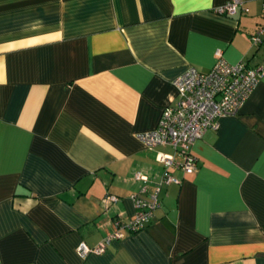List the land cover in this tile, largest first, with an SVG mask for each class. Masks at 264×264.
<instances>
[{
  "label": "crops",
  "instance_id": "obj_1",
  "mask_svg": "<svg viewBox=\"0 0 264 264\" xmlns=\"http://www.w3.org/2000/svg\"><path fill=\"white\" fill-rule=\"evenodd\" d=\"M0 0V264H264V69L235 114L170 169L149 221L94 247L133 215L130 195L158 179L139 132L173 105L171 80L263 62L261 0ZM115 196L107 200L106 196Z\"/></svg>",
  "mask_w": 264,
  "mask_h": 264
},
{
  "label": "built area",
  "instance_id": "obj_2",
  "mask_svg": "<svg viewBox=\"0 0 264 264\" xmlns=\"http://www.w3.org/2000/svg\"><path fill=\"white\" fill-rule=\"evenodd\" d=\"M240 2L241 0H227L215 8L214 12L233 14ZM260 10L261 22L249 36L253 46H258L264 36V0H261ZM214 57L212 65L206 71L186 67L173 77L171 84L176 90L177 100L173 105H166L161 109L154 128L135 135L145 147L164 144L173 149V154H157L162 171L158 179L152 181V187L148 192L145 187L147 176L138 170L132 173V178L141 183L138 191L130 195L134 206L132 217L124 223L113 221L112 230L94 247L88 248L79 243L76 246L77 252L99 253L111 239L121 238L124 232L130 233L141 229L158 205L160 187L179 181L169 170L172 168L181 172L194 170L195 160L190 152L191 143L206 130L216 129L217 117L232 115L238 111L264 69V60L252 66H248L242 60L228 63L221 56L219 49L214 51ZM106 198L115 200V196L112 195H107Z\"/></svg>",
  "mask_w": 264,
  "mask_h": 264
}]
</instances>
